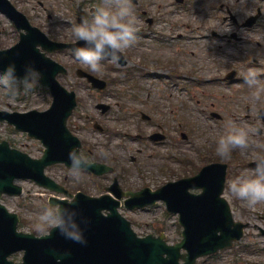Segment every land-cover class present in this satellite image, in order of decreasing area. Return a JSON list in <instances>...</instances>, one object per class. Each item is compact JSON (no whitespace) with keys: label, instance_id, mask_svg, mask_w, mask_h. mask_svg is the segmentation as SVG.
Here are the masks:
<instances>
[{"label":"rangeland","instance_id":"374dc122","mask_svg":"<svg viewBox=\"0 0 264 264\" xmlns=\"http://www.w3.org/2000/svg\"><path fill=\"white\" fill-rule=\"evenodd\" d=\"M18 9L24 12L31 22L43 29L50 37L57 40L73 41L72 29L78 24V16H87L98 3L106 0H11ZM195 1V0H193ZM200 7L197 14L178 10L172 0H140L139 7L134 5L138 21L139 34L136 43L126 49L130 57L129 64L117 66L110 59H105L100 71L93 72L88 65L77 60L69 49L51 54L64 64L69 72L60 75V81L77 92L79 106L70 118L69 125L73 132L83 141V152L87 155L93 150L98 159L115 167L114 173L94 176L80 170L79 178L70 174V168L63 164L51 166L48 174L63 183L71 191L83 190L91 194L105 191V186L112 183L116 175L124 188L138 189L144 185L157 187L168 180L179 178L194 168H200L211 161L228 163V177L225 195L232 204L236 219L248 221L253 225L246 229V236L234 248L223 251L216 256L201 258L199 264H255L256 260L264 264V252L256 255L253 248H264V236L259 227L264 228V202L249 205L238 199L229 191V183L237 175L244 172L252 175L254 167L250 162L257 153H264V121L259 109L264 106V77L259 87L250 88L242 76L249 68L258 72L264 66V0H198ZM218 2H224L223 10L216 9ZM234 14L246 18L250 14L262 10V17L253 27L234 24L223 15H229L226 7ZM146 10L143 14L141 9ZM203 10V11H202ZM192 11V10H191ZM154 17L151 24L150 18ZM229 25L227 29L225 25ZM205 25L208 29L232 36V42L223 43L206 39L188 43L179 39V35L170 40L157 42L155 30L161 35L174 36L179 33L200 34L197 26ZM165 32V33H164ZM206 33L205 30L202 31ZM237 32L240 37L233 36ZM146 33V36L144 35ZM243 37V38H241ZM19 39V32L8 16L0 13V48L8 47ZM223 44L222 52H216V43ZM253 57V58H252ZM257 59L253 67L246 66L243 61ZM161 64V65H159ZM227 68L241 67L234 82L216 80L225 73L205 71L201 76L209 83L205 86L190 89L184 93L185 103L170 96L158 77L154 68H160L165 74L168 67L175 65L178 69L209 67L213 70L217 65ZM243 64V65H242ZM165 66V67H163ZM84 68L95 75L109 81L108 90H94L84 79L76 75L77 68ZM130 69L134 78L126 80L124 71ZM183 72V71H182ZM146 74V76H144ZM195 77V76H194ZM115 78V81L112 79ZM240 78V79H239ZM35 86L29 91H20L14 96L7 95V90L0 87V109L8 111H26L30 109H47L52 102L50 92L42 87L34 78ZM135 83L131 91L128 84ZM140 85V86H139ZM131 88V87H130ZM258 91L259 98L255 95ZM172 92L176 93L175 90ZM196 93L197 97L192 94ZM186 94V95H185ZM197 98L201 101L198 103ZM103 101L111 105L106 112L98 108L97 102ZM178 108V110H177ZM139 111L152 116L151 120L143 119ZM219 112L222 117L211 115ZM178 113V116L176 115ZM249 129V146L245 149H233L229 157L218 155L216 142L228 132L229 122ZM181 122V123H180ZM98 126H104L101 130ZM182 124L180 127L179 125ZM156 125H158L156 127ZM160 128L168 138L160 142H152L148 134ZM261 129V131H260ZM180 131L188 133L187 138L180 136ZM7 139L19 149L40 156L44 146L26 133L16 130L5 121L0 122V140ZM89 155V154H88ZM92 156V155H90ZM135 158V159H134ZM24 186L21 196H3L4 203L21 216L20 228L38 233L34 224L40 213L48 205L50 191L36 185L30 180H20ZM122 213L133 221L139 234L158 233L164 230L170 242L180 240L182 226L178 215L166 211L165 205L159 202L153 206L139 210H128L122 207ZM256 223V225H254ZM248 246L247 248H245ZM251 250V251H250ZM21 252L12 257L20 260Z\"/></svg>","mask_w":264,"mask_h":264},{"label":"water","instance_id":"95a60500","mask_svg":"<svg viewBox=\"0 0 264 264\" xmlns=\"http://www.w3.org/2000/svg\"><path fill=\"white\" fill-rule=\"evenodd\" d=\"M0 10L14 20L18 29L25 30L16 45L0 50V69L14 62L18 76H24L27 69L38 70L41 83L48 85L54 95V102L46 111L10 113L0 110V119L29 131L46 146L44 155L36 159L11 148L7 141L0 143V197L5 192H22V187L14 183L16 178H32L51 190L63 191L45 174V168L58 162L70 166L69 151L81 145L67 126L76 105L75 92H69L57 81L56 75L64 68L42 51V48L47 51L54 48L46 34L8 0H0ZM81 166L96 172L108 169L97 163ZM225 174V164L210 165L194 177L170 182L149 193L148 202L163 198L171 211L180 212L184 239L175 245L167 244L164 235L138 237L130 222L118 213L120 202L108 194L93 197L80 192L73 195L75 202L70 207L76 210L85 242L68 239L56 228L41 238L33 233L18 232V214L9 212L0 203V264H15L8 261L7 256L19 249H25L26 253L24 262L18 264H195L198 256L230 246L243 235L245 224L234 221L230 205L221 196ZM191 187H202L203 192L193 194L189 191ZM51 201L66 204L69 200L53 197ZM132 202V199L127 201L130 206L134 205ZM103 209L111 212L104 215ZM182 248L187 249V253H181ZM181 258L184 262H180Z\"/></svg>","mask_w":264,"mask_h":264},{"label":"clouds","instance_id":"9594fccd","mask_svg":"<svg viewBox=\"0 0 264 264\" xmlns=\"http://www.w3.org/2000/svg\"><path fill=\"white\" fill-rule=\"evenodd\" d=\"M229 25H225L227 29ZM138 21L134 11L133 0H106L98 3L94 9L78 24L73 25L72 33L75 40L84 41L83 46L74 47V57L88 65L91 71H100L105 59L118 64L124 50L137 41ZM260 73L249 68L242 74L244 82L250 88L259 87ZM39 73L27 69L24 76H18L14 62L0 69V87L7 90V95L14 96L20 91H29L34 86V78L38 82ZM259 98L258 91L255 93ZM249 146V129L228 124V132L216 142L218 155L227 158L232 150L245 149ZM252 175L244 172L230 181V193L236 198L246 201L249 205L264 202V153H257ZM70 174L78 179L82 163H90L88 156L79 148L69 151ZM75 202L73 196L66 204L48 201V207L36 218L34 228L38 233L47 234L53 228L58 229L66 238L85 242L83 229L76 219V210L70 205Z\"/></svg>","mask_w":264,"mask_h":264},{"label":"flooded vegetation","instance_id":"af4514ba","mask_svg":"<svg viewBox=\"0 0 264 264\" xmlns=\"http://www.w3.org/2000/svg\"><path fill=\"white\" fill-rule=\"evenodd\" d=\"M217 8L220 9V10H221V9H224V3H223V2L219 3L218 6H217ZM226 8H227V10H228L229 13H230L231 20L234 22L233 25H234V24H237V25H239V24H241V25H245V23H246V21H247V19H248V18H247L248 16H247L246 18H243V17H241L240 14H238V15H237V14H234V13L232 12V10H231L230 7L227 6ZM230 16H229V17H230ZM226 18H228V17H226ZM228 19H230V18H228ZM197 28H198V31H199L200 33H203L202 31L205 30V31H206L205 36H206V37L209 36V34H208V32H207L208 29H207V27H206L205 25L197 26ZM193 31H194V30H192V33L189 34V35L187 36V38H186V40H187L188 43L191 42L192 40L197 41V40L199 39V38H197V37L193 34ZM211 34H212V35H215L216 37L221 38L222 41H223L224 38H226L228 41H232V39L229 38L227 34L219 33V32H217L216 30H211ZM235 34H237V32L233 33L232 35L237 36V35H235ZM190 71H191V70H190ZM261 232L264 233V229H262ZM255 254L257 255V254H259V252H258V251H255Z\"/></svg>","mask_w":264,"mask_h":264}]
</instances>
